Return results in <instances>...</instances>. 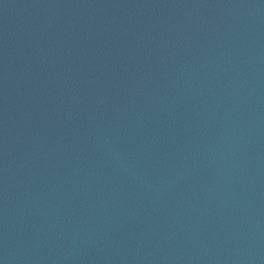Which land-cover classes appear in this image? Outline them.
<instances>
[{"label":"water","instance_id":"95a60500","mask_svg":"<svg viewBox=\"0 0 264 264\" xmlns=\"http://www.w3.org/2000/svg\"><path fill=\"white\" fill-rule=\"evenodd\" d=\"M0 264H264V0H0Z\"/></svg>","mask_w":264,"mask_h":264}]
</instances>
